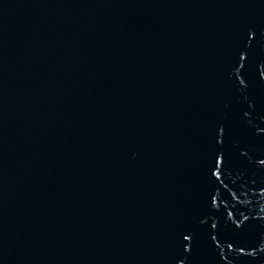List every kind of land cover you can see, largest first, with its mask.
Here are the masks:
<instances>
[{
    "label": "water",
    "instance_id": "95a60500",
    "mask_svg": "<svg viewBox=\"0 0 264 264\" xmlns=\"http://www.w3.org/2000/svg\"><path fill=\"white\" fill-rule=\"evenodd\" d=\"M0 264H264V0H0Z\"/></svg>",
    "mask_w": 264,
    "mask_h": 264
}]
</instances>
